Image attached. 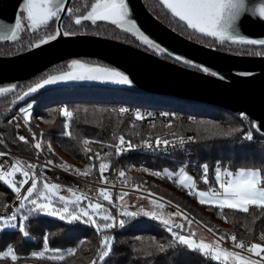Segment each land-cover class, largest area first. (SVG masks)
<instances>
[{
    "label": "trees",
    "instance_id": "16d2710c",
    "mask_svg": "<svg viewBox=\"0 0 264 264\" xmlns=\"http://www.w3.org/2000/svg\"><path fill=\"white\" fill-rule=\"evenodd\" d=\"M143 2L165 25L195 42L227 53L264 55V46L247 48L228 45L227 41L214 40L186 27L161 0ZM57 22L58 17L47 22L42 27L47 29L45 34L42 28L31 30L23 25L16 41L0 44V56L25 52L41 40L53 37L58 32ZM61 29L66 35H95L150 51L128 33L118 30L117 25L95 21L77 24L74 14L65 16ZM162 58L172 59L165 54ZM81 60L102 64L92 59ZM68 62L57 64L29 81L14 84V91L0 98L1 142L14 152L36 155L35 149L17 139L10 123L13 115L21 116V110L31 105L28 125L38 140L42 156L53 164L65 169L52 152L51 145L80 168H87V172L79 175H98L102 169L112 170L118 164L125 172L127 169H138L140 172L159 174V184L142 175L130 179L138 181L143 189L174 202L222 239L230 240L232 235H236V243L244 247L259 245L264 248V206L251 205L241 211L203 204L197 194L188 192L185 182L189 179L178 173L174 163L155 160L141 153L121 158L116 150L119 138L144 143L148 136L173 132L174 136L191 139L186 149L189 151L173 154L174 162L186 166L188 172L198 178L206 175L205 184L208 187L213 189L218 186L217 167L223 166L230 173L258 170L260 187L264 188V135L254 130L251 119L203 103L103 87L51 89L22 105H15L27 89L51 75L66 71ZM2 87L7 85H0ZM119 105L131 106L139 111L141 117L150 113L156 120L149 124L146 120L136 121L135 115L121 116L117 111ZM160 112L164 113L165 120L158 119ZM173 174L179 175L177 182L171 181ZM32 182L26 184L21 194ZM21 184L16 185L20 187ZM205 184L198 183L197 190L206 192ZM19 194L0 180V217L6 216L5 207ZM90 199L101 203L98 199ZM105 205L110 207L112 216L119 218L122 229L116 228V221L112 222L111 228L98 230L82 222L67 223L41 214L28 215L23 230L0 229V264H236L226 263L221 258L211 261L208 258L211 247L201 243L199 248L198 242L192 243L191 239L179 242L175 248L177 235L163 230L157 221L133 213L117 216L115 208L107 203ZM21 215L22 212H18L17 216ZM214 221L224 227L214 225ZM104 240L111 244V251L101 261ZM8 253L13 256H8Z\"/></svg>",
    "mask_w": 264,
    "mask_h": 264
},
{
    "label": "water",
    "instance_id": "95a60500",
    "mask_svg": "<svg viewBox=\"0 0 264 264\" xmlns=\"http://www.w3.org/2000/svg\"><path fill=\"white\" fill-rule=\"evenodd\" d=\"M71 0H0V44L11 40L20 6L25 2L34 24L57 17L58 36L29 50L0 56V98L14 84L29 81L47 69L71 60L92 59L102 65L66 70L49 76L23 92L22 105L56 88L103 87L173 97L222 108L253 121L264 135V55L227 53L195 42L156 18L143 0H123L98 12L93 20L118 25L132 22L170 58L120 41L88 34H64L61 22ZM186 27L220 41L246 40L264 46V0H162ZM54 188H60L54 185ZM192 243L195 240L191 239Z\"/></svg>",
    "mask_w": 264,
    "mask_h": 264
},
{
    "label": "rangeland",
    "instance_id": "374dc122",
    "mask_svg": "<svg viewBox=\"0 0 264 264\" xmlns=\"http://www.w3.org/2000/svg\"><path fill=\"white\" fill-rule=\"evenodd\" d=\"M114 2L115 0H97L91 11L84 13V14L75 15V22L77 24H80L84 21L94 22L93 17L98 12H100L102 9L111 5ZM117 27H118V30H120L122 33H128L129 35L134 37V39L137 40L142 47L148 48L150 51H152V53L156 54L157 56L162 57L164 55L163 50L157 45L150 42L147 38H145L144 35H142L137 30V27L135 26L134 23L124 22V23L118 24ZM29 29L33 30V29H37V27L31 25ZM22 30H23V25L21 21L18 20L15 32L11 40L16 41ZM57 36H58V32H56V34L53 37L45 38L41 40L35 46L42 44ZM227 43L228 45H235V46L247 47V48H252V47L255 48L259 46L253 42L246 41V40L228 41ZM170 61L177 63V64H181L186 67H192L190 63L180 60V59L173 58V59H170ZM95 65H102V64H91L81 59L71 60L68 62L66 70H82V69H87ZM31 114H32L31 105L26 106L25 108L21 110V117L27 123V125L29 123L28 121L31 117ZM30 130L33 132L31 128ZM51 150L59 158L60 160L59 163L61 164V166L64 167L66 171L69 170L68 172L70 174L75 175V176L76 175L82 176V177L87 176V175H79L81 172H87V168L85 169L80 168L79 165L74 163V161L64 156L54 145H51ZM126 171H127L126 174L129 179L130 177H133L136 175H142V176L147 177L146 179H150L153 183H156V184L160 183L159 174L153 175L149 171L140 172V170L138 169H127ZM181 174H182V177H186L187 179H189L188 181H191L192 183V180L190 179L188 175H185L184 173H181ZM235 175L236 173H230L231 181H234ZM0 180L3 181L5 185L8 188H10L12 191L20 193L19 196L21 197V203L20 205H18L17 210L20 213L22 212V215L20 217L18 216L9 217L7 215L1 216L0 217V229L23 230L25 221L28 218V215L30 214H41L47 217L65 221L67 223L82 222V223L91 225L95 229H98V230H100L101 228H104V229L111 228V226H113L112 222L117 220L116 217L111 215L110 207L105 205V203L109 204L110 201L112 200V196L109 195L108 193H105V194L102 193L98 197L99 198L98 200L101 201L100 203L99 201L91 200L90 198L84 197L82 195H79L69 190H63V189L57 190L56 188H54V184H52L47 179L45 178L40 179L36 177L33 180V182L26 188L23 194H21L22 190L27 184L26 176H23V178L22 177L19 178V181H20L19 183H22L20 187L12 181L10 175L3 174L1 170H0ZM131 181H135V180H131ZM185 184H189V183L185 182ZM192 185L193 183L186 187H190ZM227 186L223 187L220 195L223 193V190ZM260 189L264 190V188L262 187ZM141 190L151 192L149 190L143 189L142 187H141ZM197 196L198 198L201 199V194L200 195L198 194ZM170 202L175 204L172 201ZM175 205L178 206L177 204ZM123 206L128 207L132 209L133 211L137 212L138 214L144 217H147L149 219L165 223L169 226L176 227L179 231L182 232V233L176 234L180 242H184L187 239H192L193 237V240L198 242L197 246L200 248L203 243H205L209 247H212L214 243H217L216 238L222 239L221 237H219L218 235H216L215 233H213L212 231H210L209 229L205 228L203 225L195 221L185 211H184L185 216L182 215L181 213L176 214V213L169 212L166 209H164V207L161 206L160 204H157L151 200H147L145 197L138 198V197L130 196L126 198L125 200H123ZM177 217H181V218H177ZM182 218H184L183 223L180 220ZM213 223L214 225H218L219 227H224V225L220 223L218 224L215 221ZM222 240L228 243H231L235 246H239L244 251L252 252L254 254H259V255L264 254V248L259 245H253L251 247H244L242 246V244L236 243V240H237L236 235H232V238L230 240H225V239H222ZM103 247H104V250L101 255V261L107 258L108 255L110 254L111 244H109L106 240H104ZM214 249L215 248H212V249L210 248L209 252H211L212 255L218 260L220 257H218V254L215 253ZM216 249H220L223 252H225L226 259L229 262L236 263V264L248 263L245 260H242L243 259L242 257L238 255L237 256L232 255L226 250L222 249L221 247L217 246ZM7 255L10 257L13 256L12 253H8ZM240 260L243 262H241ZM228 261H225V262L227 263Z\"/></svg>",
    "mask_w": 264,
    "mask_h": 264
},
{
    "label": "built area",
    "instance_id": "2783aa9c",
    "mask_svg": "<svg viewBox=\"0 0 264 264\" xmlns=\"http://www.w3.org/2000/svg\"><path fill=\"white\" fill-rule=\"evenodd\" d=\"M117 111L121 116L135 115L136 121L146 120L149 124H152L156 120V117L151 116L150 113H146V115L141 117L138 110L127 105L117 106ZM158 119L165 120L164 113L160 112ZM10 123L15 129L17 139L28 144L36 151V155L34 156L20 154L12 151L7 145L0 141V170L3 174L10 175L15 184H18L19 178H23V176H26L27 183L38 177L40 179H47L60 189L69 190L87 198L99 199L98 197L102 193H109L112 196V200L109 204L116 209L117 216L121 213L140 215L132 209L123 206V200L130 196L138 198L145 197L147 200L160 204L169 212L176 214L181 213L184 215V211L169 200L151 192L141 190L139 183L131 181L120 164L116 165L112 170L102 169L98 175L90 174L82 177L70 174L68 171L53 164L49 159L42 156L38 140L19 114L13 115L10 119ZM190 140L191 139H186L182 136H174L173 132H168L162 136H148L144 143H132L126 139L119 138L116 150L121 158H127L141 153L146 156H151L155 160L174 163L179 174L184 173L192 180L193 185L187 187L188 192L190 194H197L199 191L196 185L198 183L205 184L206 175H204L203 178H198L190 174L186 166L175 163L172 158L173 154L176 155L184 151H189L186 149ZM178 176V174L171 175V181L177 182ZM217 176L218 186L216 188L212 189L205 184L207 188L206 192L211 195H220L223 187L229 185L231 182L230 172L223 166L217 167ZM20 203L21 197L17 196L5 207V214L9 217H16L18 215L17 207ZM158 223L163 230L174 234L182 233L174 226H169L162 222ZM116 228H123V224L118 217L116 220ZM216 241L218 244L214 243L211 248H216L217 246L221 247L232 255L242 257V260L250 264H264V254L259 255L244 251L239 246H235L220 238H216ZM179 242L177 236L175 248L178 247ZM208 258L211 261L215 259L211 252H209Z\"/></svg>",
    "mask_w": 264,
    "mask_h": 264
},
{
    "label": "crops",
    "instance_id": "0c3cea01",
    "mask_svg": "<svg viewBox=\"0 0 264 264\" xmlns=\"http://www.w3.org/2000/svg\"><path fill=\"white\" fill-rule=\"evenodd\" d=\"M188 183V185L192 184L191 181ZM260 183L261 175L258 170H239L236 172L234 181H231V184L223 190L221 195L215 196L206 192H198L199 195L201 194V199L198 198V200L203 204L241 211L247 210L251 205L264 206V190L260 189ZM180 220L182 223L184 222V218ZM214 251L218 257L223 258V261H228L225 252L216 248Z\"/></svg>",
    "mask_w": 264,
    "mask_h": 264
},
{
    "label": "flooded vegetation",
    "instance_id": "af4514ba",
    "mask_svg": "<svg viewBox=\"0 0 264 264\" xmlns=\"http://www.w3.org/2000/svg\"><path fill=\"white\" fill-rule=\"evenodd\" d=\"M76 1V2H75ZM97 0H71L70 3H69V6L67 8V12H66V15H70V14H74V15H79V14H84V13H87L89 11L92 10L94 4L96 3ZM123 0H115L114 3H112L111 5L105 7L104 9L102 10H105L113 5H116V4H119V3H122ZM162 1V0H161ZM80 5V6H79ZM64 6H62V8L58 11L57 13V17L59 19L61 13L63 12L64 10ZM147 8V7H146ZM101 10V11H102ZM29 14H28V10H27V5L26 3L24 2L20 8H19V11H18V17H17V21L20 20L22 25H24L27 29H29V27L31 25L33 26H36L37 28H42L44 27L47 23H42V24H34L30 18L28 17ZM64 16V18H65ZM63 18V20H64ZM62 20V21H63ZM62 23V22H61ZM58 24V22H57ZM23 26V28H24ZM47 32V29H43L42 28V33H46Z\"/></svg>",
    "mask_w": 264,
    "mask_h": 264
},
{
    "label": "bare ground",
    "instance_id": "6f19581e",
    "mask_svg": "<svg viewBox=\"0 0 264 264\" xmlns=\"http://www.w3.org/2000/svg\"><path fill=\"white\" fill-rule=\"evenodd\" d=\"M192 239H193V237H192Z\"/></svg>",
    "mask_w": 264,
    "mask_h": 264
}]
</instances>
